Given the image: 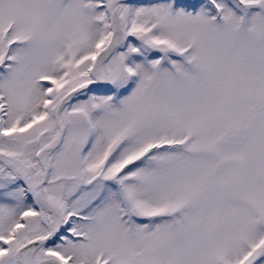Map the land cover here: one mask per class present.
I'll list each match as a JSON object with an SVG mask.
<instances>
[{
	"label": "snow or ice",
	"instance_id": "6c2138e0",
	"mask_svg": "<svg viewBox=\"0 0 264 264\" xmlns=\"http://www.w3.org/2000/svg\"><path fill=\"white\" fill-rule=\"evenodd\" d=\"M0 264H264V0H0Z\"/></svg>",
	"mask_w": 264,
	"mask_h": 264
}]
</instances>
